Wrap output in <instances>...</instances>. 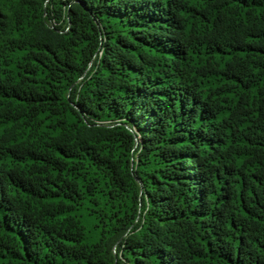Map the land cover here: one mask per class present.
<instances>
[{
    "label": "trees",
    "instance_id": "16d2710c",
    "mask_svg": "<svg viewBox=\"0 0 264 264\" xmlns=\"http://www.w3.org/2000/svg\"><path fill=\"white\" fill-rule=\"evenodd\" d=\"M0 264H264V0H0Z\"/></svg>",
    "mask_w": 264,
    "mask_h": 264
},
{
    "label": "built area",
    "instance_id": "2783aa9c",
    "mask_svg": "<svg viewBox=\"0 0 264 264\" xmlns=\"http://www.w3.org/2000/svg\"><path fill=\"white\" fill-rule=\"evenodd\" d=\"M98 54H100V52Z\"/></svg>",
    "mask_w": 264,
    "mask_h": 264
}]
</instances>
